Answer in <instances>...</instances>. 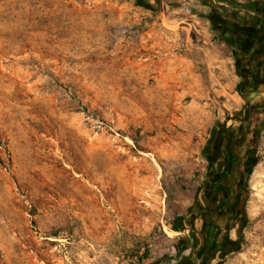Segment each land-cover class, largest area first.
Masks as SVG:
<instances>
[{
	"label": "rangeland",
	"instance_id": "1",
	"mask_svg": "<svg viewBox=\"0 0 264 264\" xmlns=\"http://www.w3.org/2000/svg\"><path fill=\"white\" fill-rule=\"evenodd\" d=\"M210 10L0 0V264H168L187 247L171 226L211 128L264 102L238 92ZM254 117L248 222L223 264H264V107Z\"/></svg>",
	"mask_w": 264,
	"mask_h": 264
},
{
	"label": "flooded vegetation",
	"instance_id": "2",
	"mask_svg": "<svg viewBox=\"0 0 264 264\" xmlns=\"http://www.w3.org/2000/svg\"><path fill=\"white\" fill-rule=\"evenodd\" d=\"M226 15L213 11L212 24L230 48L240 77L238 92L246 99H264V0H248ZM264 102H251L239 118L218 121L203 145L200 182L186 214L187 247L174 264H223L238 250L248 222L247 182L254 164L258 121ZM169 264V263H168Z\"/></svg>",
	"mask_w": 264,
	"mask_h": 264
},
{
	"label": "trees",
	"instance_id": "3",
	"mask_svg": "<svg viewBox=\"0 0 264 264\" xmlns=\"http://www.w3.org/2000/svg\"><path fill=\"white\" fill-rule=\"evenodd\" d=\"M202 1H203V3H205V4H207V5H209L211 7V10L209 12V19H210V21L212 19L211 17H213V15H214L213 11H221L222 10L223 11L222 13L224 15H226V13H228L229 10H230V9L226 8V6H223V3L225 2L224 0H218V2L220 3V5H218V6H214V5L210 4V0H202ZM226 1H228V0H226ZM229 2L231 4H233V5H235L236 7H244L247 4H250V5L253 4V3H242V2H239V1H236V0H229ZM147 5H149V4H147ZM212 26H213V29L212 30L218 33L217 28L213 24H212ZM220 41L222 43H224L223 42L224 41L223 39H221ZM257 128H258V134H257V137H258V135L260 134L261 129H262L261 122H258ZM186 217H187L186 215H176L174 217V219H173V223H172V226L171 227L173 229H176V230H182V229L187 228V225L185 224ZM169 264H174V263H169Z\"/></svg>",
	"mask_w": 264,
	"mask_h": 264
}]
</instances>
